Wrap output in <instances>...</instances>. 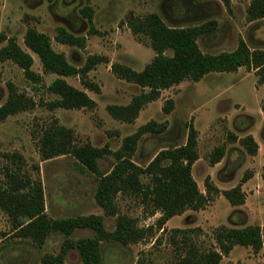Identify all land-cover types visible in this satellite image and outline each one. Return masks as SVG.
<instances>
[{"label":"rangeland","instance_id":"obj_1","mask_svg":"<svg viewBox=\"0 0 264 264\" xmlns=\"http://www.w3.org/2000/svg\"><path fill=\"white\" fill-rule=\"evenodd\" d=\"M185 2L188 12L179 8ZM252 0H0V35L6 40L0 48L14 39L16 44L33 59L32 71L41 77L39 83L26 79L16 64L0 61V106L9 94V85L18 93L31 98L36 106L0 122V184L4 182L7 157L19 154L23 169L43 186L47 216L54 219L80 215H102L94 194L95 175L83 170L70 156H59L43 161L38 140L44 129L56 121L71 129L76 145L94 147L109 145L118 151L125 137L139 127L154 121L167 122L160 135L146 134L138 143L132 158L138 166H146L162 149L185 144L191 124L197 134L199 159L192 167V177L208 202L198 211L187 210L167 221L163 229L157 227L160 214L151 215L139 199L119 196L120 214L137 221L151 233L136 244L103 245L101 264H174L184 246L192 243L199 250L216 249L215 232L220 228H242L264 225V85H259L254 70L239 68L232 73H210L201 81H184L160 93L159 98L147 104L133 124L114 120L107 112L110 105H127L142 89L118 79L112 72L113 64L125 65L137 72L154 58L149 40L135 36L127 27L129 15L144 17L157 14L170 26H193L215 20L217 28L198 38L202 52L220 54L232 52L239 41L251 50L264 51V19L250 21L247 10ZM175 5V6H174ZM93 11L92 23L98 34L89 35L90 29L82 9ZM46 34L55 52L64 54L67 62L76 68L84 66L92 55L106 57L90 71L87 79L97 85L99 93L86 89L79 77H64L71 86L86 92L94 100L93 109L49 110L44 106L57 99L47 91L58 76L45 74L38 57L24 45L27 29ZM86 38L84 49L62 45L55 41L57 30ZM166 55L172 53L168 51ZM173 102L169 113H164L166 101ZM251 136L258 146L256 155L247 153L240 140ZM224 145L226 153L221 161L210 164L214 149ZM103 173L114 164L112 156L98 162ZM244 176L248 177L242 182ZM145 181V180H144ZM205 183L215 188L206 192ZM240 186L244 204L231 206L223 192ZM116 217L104 216L106 230L112 231ZM181 231V232H178ZM90 230H77L70 239L92 237ZM65 240L60 233H51L42 247L27 239L13 236L8 217L0 210V264H40L44 255H57ZM183 245V246H182ZM64 264H82L77 250H70ZM220 264H264V248L255 253L250 247L236 246L223 256Z\"/></svg>","mask_w":264,"mask_h":264},{"label":"trees","instance_id":"obj_2","mask_svg":"<svg viewBox=\"0 0 264 264\" xmlns=\"http://www.w3.org/2000/svg\"><path fill=\"white\" fill-rule=\"evenodd\" d=\"M221 1L229 6V0ZM178 6L188 12V6L184 1ZM81 12L90 25L88 34H98L92 23V9L85 7ZM247 16L250 21L264 19V0H252ZM126 25L135 36L147 37L155 55L139 72L122 64L111 66V72L118 79L142 89V92L134 96L127 105L107 107L108 114L114 120L133 124L140 111L147 104L156 101L163 90L184 81L197 83L210 73H232L244 67L254 70L258 84L264 85L263 50H251L247 44L239 41L232 52L207 54L201 51L197 40L216 30L215 20L183 27L167 25L157 14H148L144 17L129 15ZM5 40L0 35V42ZM55 41L80 49H84L86 45L84 36L74 35L64 28L57 30ZM24 45L38 57L45 74L58 76L47 88V91L57 99L45 103V107L49 110H80L93 109L96 106L86 92L69 85L64 77H79L86 89L99 93V87L89 81L87 75L95 66L108 63L106 57L89 56L83 67L76 68L67 62L64 54L54 51L51 39L46 34L33 28L27 29ZM168 51L172 55H166ZM0 61L16 64L28 80L37 83L41 81V77L32 71L31 55L22 50L14 39H8L7 44L0 48ZM35 106L36 103L31 98L18 93L9 85L8 98L0 106V122ZM172 108L173 102L168 100L163 106V111L169 113ZM261 110L264 113V101ZM167 126L166 121L162 123L151 121L125 137L120 149L113 152L109 145L101 148L89 144L78 146L71 129L58 125L56 121L53 122L44 129L38 140L41 159L46 161L59 156H70L83 170L95 175L97 178L95 201L103 210L104 216L116 217L115 228L112 231L106 230L102 215L50 219L45 212L44 191L40 180L27 174L23 169L21 156L13 154L7 157L9 166L4 168V182L0 184V210L8 217L13 236L27 239L39 248L45 244L51 233L65 236L59 253L42 256L40 264H64L70 250L78 251L82 264H101L104 244L122 246L136 244L152 231V228L138 227L134 218L120 214L117 205L119 196L137 198L151 215L159 213L157 227L161 230L171 218L187 210L203 209L208 197L199 191L192 177V167L199 157L197 134L191 124L188 127L185 144L160 150L144 167L138 166L132 160L144 135L163 134ZM240 144L249 155H256L258 146L251 136L241 139ZM225 153L224 145L215 148L209 158L210 164L219 163ZM109 156L114 159L113 167L109 172L103 173L98 162ZM246 180L248 177L244 176L242 182ZM205 188L208 194L215 190L208 183H205ZM223 196L233 207L244 204V193L240 186L224 191ZM77 230H90L93 236L70 239ZM215 241L217 248L207 251L199 250L192 243H184L182 252L174 264H220L222 257L227 256L236 246L250 247L255 253L260 252L264 248V225L220 228L215 232Z\"/></svg>","mask_w":264,"mask_h":264},{"label":"water","instance_id":"obj_3","mask_svg":"<svg viewBox=\"0 0 264 264\" xmlns=\"http://www.w3.org/2000/svg\"><path fill=\"white\" fill-rule=\"evenodd\" d=\"M72 1V0H71Z\"/></svg>","mask_w":264,"mask_h":264}]
</instances>
